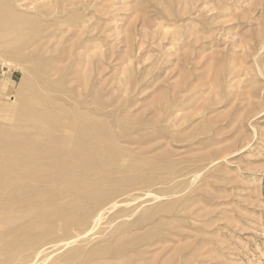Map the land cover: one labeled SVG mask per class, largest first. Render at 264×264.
I'll use <instances>...</instances> for the list:
<instances>
[{"label": "rangeland", "instance_id": "rangeland-1", "mask_svg": "<svg viewBox=\"0 0 264 264\" xmlns=\"http://www.w3.org/2000/svg\"><path fill=\"white\" fill-rule=\"evenodd\" d=\"M0 189V264H264V0H0Z\"/></svg>", "mask_w": 264, "mask_h": 264}, {"label": "bare ground", "instance_id": "bare-ground-1", "mask_svg": "<svg viewBox=\"0 0 264 264\" xmlns=\"http://www.w3.org/2000/svg\"><path fill=\"white\" fill-rule=\"evenodd\" d=\"M43 88V87H42ZM9 112H6L5 114L7 115ZM99 115V114H97ZM50 115H48L45 118H39L38 116H29L31 118H26L25 116L20 117V121L23 123V125L21 126V130L23 131L24 129L27 128H32L33 130H35L36 133H32L31 135H27L26 133H23L22 136L19 135V146H22L21 148H23V150L25 151H31L35 153H39L41 152L40 149L42 150H49L51 151L52 155L54 157H57L61 154L65 155V157L67 156L68 158L71 157L70 161L68 163V167L67 169L62 168L63 170L66 171V175H68L69 177H73V178H77L75 177V173H78L80 170V173L82 174H86V167L88 165H90V163L92 162V158H94L95 156H102L105 152V143L99 141L98 139L95 140L93 137H91L89 135V133L86 132V130L80 128L78 130H76L77 128H75L69 120V117L56 122V120L52 119V117H49ZM101 116V115H100ZM44 120H48L47 123L44 122ZM58 121V120H57ZM31 122L29 125L32 126H27L29 123ZM53 124V125H52ZM112 125V124H111ZM116 127V126H115ZM111 128V127H110ZM74 129L76 130L74 133ZM111 130V129H110ZM14 132V131H13ZM69 134V136L67 137V135ZM111 134V133H110ZM55 136V140L53 141V146L51 147H46L45 146V142H49V139L52 138L51 136ZM49 137V138H48ZM127 137V136H126ZM39 140V141H38ZM56 140H60L61 142H55ZM9 141V140H8ZM37 141V142H36ZM6 142V140H5ZM125 142V141H124ZM50 144V143H49ZM48 144V145H49ZM17 145V144H16ZM118 145V144H117ZM12 146V145H11ZM39 149V150H38ZM6 150V149H5ZM117 151V150H116ZM125 151V150H124ZM126 152V151H125ZM50 153V154H51ZM109 153V152H108ZM9 155V154H8ZM36 155V154H35ZM51 155V156H52ZM106 156V155H105ZM21 157V156H20ZM42 157V156H41ZM53 157V158H54ZM67 158V159H68ZM38 159V158H37ZM107 160V159H106ZM118 160V159H117ZM91 161V162H90ZM65 162V161H64ZM100 162V161H99ZM62 163V162H61ZM66 163V164H67ZM80 164V168L79 170H77V168L73 165H77ZM5 164L6 167L3 170L4 174H9L10 173V178L15 179V185H13V192L15 191L18 192L21 189V185H20V181L22 179V176H20L21 174L19 173L20 171H24V168L21 166V163L18 159H12V158H8L5 160ZM94 164V163H93ZM61 165V164H60ZM64 165V164H63ZM54 166V165H52ZM82 166V167H81ZM63 167V166H62ZM2 168V167H1ZM60 168V166H59ZM69 168V169H68ZM51 169V168H49ZM59 170V171H62ZM85 172V173H84ZM74 173V174H73ZM41 176V175H40ZM53 176V174H52ZM87 176V175H86ZM71 177V178H72ZM41 178L42 177H37L36 179L38 180L37 183L41 182ZM90 178V177H89ZM98 178V176H97ZM7 179V178H6ZM56 179V178H55ZM70 180V179H69ZM90 180V179H89ZM8 181V180H7ZM50 181V180H49ZM99 181V180H98ZM33 182H35V180H33ZM78 182V181H77ZM36 185V184H35ZM4 186V185H2ZM29 186V185H28ZM32 186V185H31ZM40 187V186H39ZM53 187V186H52ZM2 188V187H1ZM65 189V188H64ZM5 192L3 193L5 195H1L4 199L7 200V204L6 206H8V202H9V198H12L11 195H13V193H11L10 196H8L7 192L9 191V187H5L4 188ZM2 189H0V193H1ZM42 192H39L38 194H40ZM81 193V192H80ZM46 194V193H45ZM56 194V193H55ZM54 194V195H55ZM17 195V194H16ZM26 195V194H25ZM18 196V195H17ZM15 196V199H17ZM20 197V196H19ZM82 197V196H81ZM0 199H2L0 197ZM64 200V199H63ZM91 200V199H90ZM11 202V201H10ZM31 202V201H30ZM35 202V201H33ZM3 203V202H2ZM4 204V203H3ZM36 204V202H35ZM65 204V203H64ZM22 202L19 200H16V202H11L10 206H13L14 210H19L21 207ZM36 206V205H35ZM78 206V205H77ZM3 207V206H2ZM5 207V206H4ZM40 207V206H39ZM44 207V206H42ZM55 207V206H54ZM12 208V207H11ZM33 208V207H31ZM37 208V207H36ZM79 208V206H78ZM4 209V208H3ZM6 209V208H5ZM34 209V208H33ZM40 209V208H39ZM42 209V208H41ZM52 209V208H51ZM51 209L50 210L51 212ZM3 211V210H2ZM21 211V210H20ZM25 211V210H24ZM8 212V211H6ZM12 212V210L10 211ZM17 212V211H16ZM19 212V211H18ZM17 212V213H18ZM46 212V211H45ZM49 212V211H48ZM1 213V212H0ZM6 215V214H5ZM8 215V214H7ZM26 216V215H25ZM9 217V216H8ZM18 217V216H17ZM55 218V217H54ZM10 219V218H9ZM75 219V218H74ZM9 221V220H8ZM20 221V220H19ZM74 221V220H73ZM15 222V221H14ZM50 222V221H49ZM58 223V222H57ZM59 224V223H58ZM57 224V225H58ZM15 225V224H14ZM2 229V228H1ZM24 229V228H23ZM4 230V229H3ZM25 230V229H24ZM64 230V229H63ZM66 230V229H65ZM21 231V230H20ZM29 244V243H28ZM27 244V245H28Z\"/></svg>", "mask_w": 264, "mask_h": 264}]
</instances>
